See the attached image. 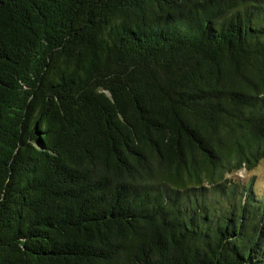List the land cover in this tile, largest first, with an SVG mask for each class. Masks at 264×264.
<instances>
[{"label": "trees", "instance_id": "16d2710c", "mask_svg": "<svg viewBox=\"0 0 264 264\" xmlns=\"http://www.w3.org/2000/svg\"><path fill=\"white\" fill-rule=\"evenodd\" d=\"M261 162L264 0H0V264H264Z\"/></svg>", "mask_w": 264, "mask_h": 264}, {"label": "rangeland", "instance_id": "374dc122", "mask_svg": "<svg viewBox=\"0 0 264 264\" xmlns=\"http://www.w3.org/2000/svg\"><path fill=\"white\" fill-rule=\"evenodd\" d=\"M253 173L257 174L258 182H261V185H263V182H264V162L259 163L256 167H254L251 170H242L240 173H238L237 175H235L233 177H235L236 179H239L241 181H244L247 178H249ZM263 189H264V187L262 188V190Z\"/></svg>", "mask_w": 264, "mask_h": 264}]
</instances>
